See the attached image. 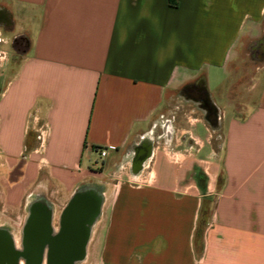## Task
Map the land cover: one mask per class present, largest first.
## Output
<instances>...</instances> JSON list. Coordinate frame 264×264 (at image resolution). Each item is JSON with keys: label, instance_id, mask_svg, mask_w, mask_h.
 <instances>
[{"label": "crops", "instance_id": "1", "mask_svg": "<svg viewBox=\"0 0 264 264\" xmlns=\"http://www.w3.org/2000/svg\"><path fill=\"white\" fill-rule=\"evenodd\" d=\"M0 10L27 43L0 86V229L14 264L36 221L37 264L75 248L61 238L68 218L85 240L67 264H264V58L245 82L238 62L262 55L264 0ZM196 84L212 110L186 91Z\"/></svg>", "mask_w": 264, "mask_h": 264}, {"label": "flooded vegetation", "instance_id": "2", "mask_svg": "<svg viewBox=\"0 0 264 264\" xmlns=\"http://www.w3.org/2000/svg\"><path fill=\"white\" fill-rule=\"evenodd\" d=\"M5 21V13L4 11L0 10V22ZM27 46V43L24 42L22 37H16L12 40L11 47L14 50L15 53L21 54ZM188 94L196 101L202 103L208 110H212L209 108V105L206 103V98L204 94L201 92L200 85L196 84L192 86L190 89H186ZM211 112V111H210ZM210 112L208 115L210 116ZM71 224V226H70ZM72 221L69 219L64 220V226L66 228V231L68 232L69 230H72V232L75 233V225L72 226ZM71 227V229H67V227ZM43 228V221H36L33 223V225H29L28 231H26L25 239L23 242L24 248L20 251L22 255L24 256L26 263L25 264H37L39 261V255H40V244L43 241L44 234H39L36 233L37 229ZM27 230V228H26ZM66 232V234H67ZM71 232V231H70ZM68 232V233H70ZM66 234L62 235L65 236ZM73 242V241H72ZM70 244V242H69ZM0 248L3 249L4 254L2 253V250L0 251V264H14L13 258L11 257L13 254L11 253V249L9 247V241L8 237L4 232H2V229H0ZM63 249H68L64 248ZM54 253L53 250H49V264L50 262H62L63 264H67V259L69 258L68 256L61 255L60 252L55 251L56 253L59 254V257L52 255ZM4 255H7V259L4 257ZM58 264V263H57Z\"/></svg>", "mask_w": 264, "mask_h": 264}, {"label": "rangeland", "instance_id": "3", "mask_svg": "<svg viewBox=\"0 0 264 264\" xmlns=\"http://www.w3.org/2000/svg\"><path fill=\"white\" fill-rule=\"evenodd\" d=\"M12 36H13L12 33H8V31L5 28L0 26V86H4L6 80L10 77L11 73L13 72V70H15V68H16V66L19 63L20 58H21V55L15 53L14 50L12 49V47H11V43H12V40H13ZM260 40L263 41V42H259V47H257V50H258V48H260L259 51H262V55L264 56V27H263V31H262V33L260 35ZM249 48L250 47H247L246 53L249 52ZM262 55L258 56L256 54L255 56H253V55L246 56V57H244V59H239L238 58V62L239 63H240V61L244 60V67H243V69H244V75H243L244 82L247 80L248 74H249L248 73V71H249L248 70L249 69L248 65L249 64L257 65V64H260L261 62H263V58L264 57ZM213 86L214 85H213L212 81L210 80V83L208 84V88H209L210 92H212V93L214 92V94L216 96L215 98L217 99L218 98L217 92H219V91H216V90L214 91V87ZM192 106H193V104H192ZM189 110L192 112L193 118L194 117L195 118H201L200 114H199V111L197 109H195V107H190ZM181 112H182V110H181ZM210 118H213V114L211 116L208 115V119H210ZM206 125H207V123H206ZM207 126H208V129L210 131L213 130L212 129L213 128L212 124H211V126H209V125H207ZM195 133L197 135H199L200 137H202V138L205 136V133H204V130H203V127H202L201 124L197 125ZM211 135H212V138H210V140L212 142V145H213L214 148H217L220 145V139L217 138V137L220 136V131L217 129L216 132L211 134ZM197 177L199 179H203L204 178V176H202L200 174L197 175Z\"/></svg>", "mask_w": 264, "mask_h": 264}, {"label": "water", "instance_id": "4", "mask_svg": "<svg viewBox=\"0 0 264 264\" xmlns=\"http://www.w3.org/2000/svg\"><path fill=\"white\" fill-rule=\"evenodd\" d=\"M83 208H85V207H83ZM72 218H74V217H72ZM69 221H70V219H69ZM71 221L73 223L72 226L75 225L76 231H75V233L68 231L70 233L67 232V234L64 236V239L65 238L72 239L73 243L75 245V248H73L72 250H70V249H62L59 252H60L61 255L68 256L69 258L72 255L75 256V257H81V255L83 253V243H84V240H85V226L82 223H80L79 221L75 222V223H74V221L72 219H71ZM70 226H71V224H70ZM69 228L71 229V227H69ZM1 250H2V253L4 254V251H3L2 248H0V251ZM54 254L55 253H52V255H54ZM4 257L7 259V255H4ZM11 257L13 259H15L16 256L13 257V255H12Z\"/></svg>", "mask_w": 264, "mask_h": 264}, {"label": "built area", "instance_id": "5", "mask_svg": "<svg viewBox=\"0 0 264 264\" xmlns=\"http://www.w3.org/2000/svg\"><path fill=\"white\" fill-rule=\"evenodd\" d=\"M99 155L101 158L105 157L106 156V151L105 150H100L99 151Z\"/></svg>", "mask_w": 264, "mask_h": 264}, {"label": "trees", "instance_id": "6", "mask_svg": "<svg viewBox=\"0 0 264 264\" xmlns=\"http://www.w3.org/2000/svg\"><path fill=\"white\" fill-rule=\"evenodd\" d=\"M261 42H263V41H261Z\"/></svg>", "mask_w": 264, "mask_h": 264}, {"label": "bare ground", "instance_id": "7", "mask_svg": "<svg viewBox=\"0 0 264 264\" xmlns=\"http://www.w3.org/2000/svg\"><path fill=\"white\" fill-rule=\"evenodd\" d=\"M107 196V195H106Z\"/></svg>", "mask_w": 264, "mask_h": 264}]
</instances>
